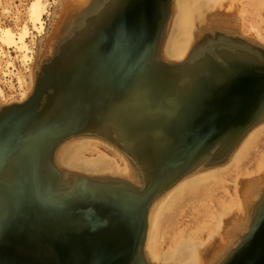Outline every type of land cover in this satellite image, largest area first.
<instances>
[{
	"label": "bare ground",
	"instance_id": "1",
	"mask_svg": "<svg viewBox=\"0 0 264 264\" xmlns=\"http://www.w3.org/2000/svg\"><path fill=\"white\" fill-rule=\"evenodd\" d=\"M225 1L230 3V7H234L235 3L240 5L239 19L242 23L239 30L245 37L234 29L212 30L210 32L212 39L207 44H200V39L195 40V24L200 22L197 20L201 19L206 8L212 4L223 5ZM252 1L251 7L264 6V0ZM155 2L156 0H105L106 6H103L104 10L102 9L100 19L104 25L112 17L116 21L127 22L130 30L127 44L122 48L121 44L114 42L112 47V49L114 47L116 49L114 53L110 54L107 59L101 60V69L107 71L105 76L103 75L100 79L97 76L91 77L90 80H86L88 83L85 86H77L76 89H81L80 92L88 91V95L80 101L82 102L81 112L78 113L75 109L68 112L69 105L80 103L79 97L77 99L68 93L53 105L52 117L55 119L45 117L42 124H33L24 132V142L18 146V154L14 157L10 169L5 176L3 175L2 178L0 176V216L5 215L6 219L9 218L11 216L10 205H19L25 198L26 200L36 199L43 194L41 192L42 178L39 176V171L40 169L45 170L46 165L40 156L42 155L41 151L38 158L32 157L31 147L39 144V138L44 132L56 128L57 135L55 133L54 135L58 139L63 134L96 130L102 136H115L113 141L120 146L118 160L104 154H100L94 159L84 158L82 155L84 151L93 148L89 143L85 144L84 138H82V141L77 139L78 141L73 140V143L69 142L68 146L65 145L59 151L57 154L58 164L77 175H86L91 171L96 175L117 176V181L114 179L97 182L104 183L105 189L122 184V187L119 185V189L125 194L138 191V194L143 195V199H149L148 196H150L154 211L150 219L145 246L147 257L150 258L151 254L154 259L158 260L165 234L164 226L174 210L176 211L184 203L182 201L192 198L197 199L193 201L194 204H200L202 201L205 204L203 207L208 206L209 214L207 216L213 227L209 228L210 230L207 232L209 239L213 237L215 229L222 227V218L225 212L235 210L232 208L234 205L238 206L240 210L241 208L244 210V205L247 202L251 208V216H248L244 223L232 221L229 226L224 225L227 228L225 230L227 241L235 236V240H237L230 244V246L234 245L231 247L232 249L228 253L225 252L223 257H219L220 259L215 262V264H235L244 250L252 245V242L249 241V234L254 230V220L256 222L264 203V186H258L264 182V178L258 177L262 181L255 185L258 180L256 176L248 181L250 184L243 191L242 198L238 194L231 203L223 206L227 195L226 180L232 174H237L247 168L246 161H250L259 142L264 140V124H260L264 122V98L260 101L258 97V94L264 89V53L260 50L263 47H259L254 43V40L246 37L253 34L264 42L260 30L261 24H264L262 11L255 9L253 12L255 21L250 22L249 27L246 28L248 10L243 4L251 1L172 0L169 34L163 43L162 53L164 59L167 60L165 56L171 59L167 61L181 63V65L178 64L179 66L170 71L164 64L146 61L145 57L139 55V33L144 28V25L141 28L138 26L139 13L146 15L147 19L153 20L157 12V8L153 7ZM140 4L145 5H142L145 13L141 11ZM27 11V21L33 29L41 32L44 25L43 16L47 13V4L43 0H32ZM232 14L228 17L235 19ZM79 22L78 33L86 34L88 18L85 17ZM118 28L119 26H117ZM29 33L30 28L27 24L22 25L19 32L0 25L1 46L15 48L21 53L23 61H26L27 58L30 60L31 58L27 55L30 49L26 41ZM75 36L74 30L66 43L68 55L65 59V70L67 71H70L74 66L72 52L74 54L73 50L79 45L75 44ZM220 42H223L224 46L221 47ZM202 45H206V47H202ZM126 47L128 53L124 55ZM132 69L134 75L125 85L126 87H123L124 77ZM202 70H204V78L201 82L198 76ZM219 80L224 82L222 89L218 91L214 88H217L216 83ZM179 81L186 83H183L180 88L171 87L174 85L173 83ZM187 83H189V87ZM108 100L112 101L106 107L105 102ZM209 109L212 112L216 111L220 116L218 118L217 115L216 121L213 115L212 120V128L218 130H221V127L223 129L226 124L229 125L231 122L242 119L250 112L244 120L243 126L237 123V126L226 133L227 143L222 152L226 148L232 152L230 158L232 166L226 170L223 169V165L184 173V169H178L189 156V153L185 152V142L187 143L188 139L187 136H183L184 125L190 122L191 125L200 126L203 130L207 127L206 131L209 128ZM22 110L18 106L12 107L7 114L14 120V117L20 115ZM28 111L33 113L32 109ZM12 119L6 121L10 124L8 128L11 132L7 137L6 135L4 137L11 136V143H15L20 128ZM220 122L224 125H220ZM5 132L6 129H4ZM4 133L2 131L0 134ZM47 139L52 142L54 137L51 134ZM3 141H0V152L7 154L10 143H7V139ZM202 141L198 136L189 140V142L195 143L196 147H200L195 151L201 149ZM39 148L45 154L49 152V143L45 147L40 146ZM194 155H196L194 151L190 153V156ZM257 161L256 169L261 172L264 170V152ZM14 179L18 180L17 184L12 181ZM237 184L236 182V189ZM26 185L31 186L30 188L33 190L22 196L21 193ZM11 190L17 192L12 195L9 193ZM219 191L223 193L217 195L216 193ZM258 192L259 196L256 197ZM41 203L46 206L44 202ZM216 204L224 209L220 214L217 212ZM191 211L194 213L193 209ZM241 213L243 214V212ZM242 214L239 216L244 219ZM245 223L248 224V228L244 232V229H241ZM15 227L17 228V226ZM197 232L202 235L200 230H196V237L192 234L185 237L183 232L178 231L179 234L176 232L178 237L174 240V245L171 246V252L172 256L180 259L179 264H207V261H203V257L209 252V249L205 251L206 244L204 245ZM116 236H118L117 243L120 245L127 243L128 240L124 234L117 233ZM238 242L242 246L236 247ZM126 254L127 251L124 250L120 256ZM138 259L136 256L131 264H140Z\"/></svg>",
	"mask_w": 264,
	"mask_h": 264
},
{
	"label": "water",
	"instance_id": "2",
	"mask_svg": "<svg viewBox=\"0 0 264 264\" xmlns=\"http://www.w3.org/2000/svg\"><path fill=\"white\" fill-rule=\"evenodd\" d=\"M110 2L112 3V1ZM140 5L141 11L145 13V10L142 9V5H145ZM103 6H106L105 0H88V3L83 7L76 8L63 33L56 40L51 56L43 62L37 71L30 96L21 103H13L0 109V131L4 133V129H6L3 135L0 134V141L7 139V143H10L7 154L0 152L1 178L6 175L14 157L18 154V146L24 142V132L27 128L33 124H42L45 117L55 119L52 117L53 105L56 101L64 98L66 94L70 93L77 99L79 97V102L85 98L88 91L80 92L81 89H76L77 86H85L88 83L86 80H90L91 77L97 76L100 79L103 75L105 76L107 71L101 69V64L116 50L115 47L112 49L114 42L121 44L122 48L126 46L130 34L128 23L124 20L116 21L112 17L104 25L100 19L104 10ZM153 7L157 8L153 20L147 19L146 15L139 13L138 26L141 28L144 25L143 30L139 31L140 36L138 35L139 55L145 57L146 61L157 62V64L160 62L165 65L166 69L172 71L181 63L167 61L163 58L162 53V46L165 43L172 17V0H156ZM85 17L88 18L87 32L80 34L78 33L79 21ZM117 26H119L118 29ZM224 29L226 27H212L199 37L197 36L195 40L200 39V44H207L212 39L210 35L212 30L221 31ZM74 30L76 34L74 41L76 45H79L73 50L74 54L72 52L74 66L70 71H67L65 70V59L68 55L66 43ZM254 43L263 47L260 50L264 53V45L256 40ZM220 45L224 46L223 42H220ZM202 47H206V45H202ZM126 53H128L127 47L124 55ZM213 55L215 54L213 53ZM133 73L132 69L129 74L125 75L123 87H126L125 85L133 77ZM202 78H204V70L200 71L198 76L201 82ZM191 81L194 84L193 79ZM223 82L219 80L216 83L217 88L214 89L218 91L222 89ZM183 83L186 82H175L171 87L180 88ZM187 84L189 87V83ZM258 97L262 101L264 89L258 94ZM111 101L105 102L106 107ZM77 103L69 105L68 112L74 109L78 113L81 112L82 102ZM16 106L23 110L13 120L7 113L10 108ZM29 109H32L33 113L29 112ZM208 114H210L209 128L206 131L207 127L203 130L202 127L191 125L190 122L184 125L183 136H187L188 139L187 143L185 142V152L189 153V156L193 151L196 154L188 156L185 163L178 168L184 169V173L221 166L228 162L232 152L228 148L222 152L227 143L226 133L237 126V123L243 126L244 120L248 117L247 114L229 125H224L222 121L220 125L223 124L224 127L218 130L212 128V120L213 115L216 119L217 115L218 118L220 117L219 114L210 109ZM11 119L16 121L20 128L15 143H11V136L4 137L5 135L7 137L11 132L8 128L10 124L6 122ZM54 133L57 135L56 128L44 132L39 138V144L31 147L32 157L38 158L41 151L42 155L40 156L46 165L45 170L40 169L39 171V176L42 178L41 192L43 194L36 199L26 200L25 198L19 205H10L9 210L12 217L6 219L5 215L0 216V264H127L128 261V264H131L136 256L139 258L140 264H152L145 253L150 219L154 211L150 196H148L149 199H143V195L138 194V191L125 194L119 189V185L122 187V184L105 189L104 183L97 182L114 179L117 181V176L77 175L62 168L57 162L59 151L77 138L99 139L109 143L120 152V146L113 141L115 136L110 134V136H102L96 130H92L91 132L63 134L57 139ZM51 134L54 137L52 142L47 139ZM178 134L180 135V133ZM197 136L203 141L201 149L195 151L200 147H196L195 143L193 144L189 140ZM48 143L49 152L43 154L39 147H45ZM12 181L16 184L18 182L17 179ZM30 187L26 185L21 195H27L28 191L30 193L33 190ZM16 192L11 190L9 193L13 195ZM41 202H44L46 206ZM262 205L259 217L256 222L254 220V230L249 234V241L252 242V245L244 250L235 264H264V203ZM250 211L251 208L248 205V216H251ZM247 228L248 224L244 226L243 231H247ZM117 233L126 236L128 240L126 244L117 243ZM233 246L229 245L219 257H223L225 252L228 253ZM240 246L242 244L238 242L236 247ZM124 250L127 251V254L120 256ZM219 257L217 260L220 259Z\"/></svg>",
	"mask_w": 264,
	"mask_h": 264
},
{
	"label": "rangeland",
	"instance_id": "3",
	"mask_svg": "<svg viewBox=\"0 0 264 264\" xmlns=\"http://www.w3.org/2000/svg\"><path fill=\"white\" fill-rule=\"evenodd\" d=\"M31 1L32 0H0V25L2 27H9L14 32H19L22 25L27 24L29 26L30 33L28 34L26 41L30 49L27 55L31 58L30 60H28L27 58L26 61H23V59L21 58V53L18 52L15 48H7L5 46H1L0 43V109L3 106H8L13 103H21L30 96L34 87L37 71L40 69L43 62L46 59H48L49 56H51L54 50V46L56 44L55 42L63 33L69 19L73 15L76 8L78 7L81 8L88 3V0H43L47 4V13L43 16V21H44L43 29L41 30V32H37V30L33 29L30 23L27 21V16H28L27 10ZM246 2L249 3H245L243 4V6L245 5V7L248 10L246 16L247 17L246 28H248L250 22L255 21L253 19V17H255V15L253 14L255 9L262 11V15L264 18V6L251 7V3L253 1L246 0ZM205 10L206 11L201 16V19L197 20L200 22L199 23L197 22L195 24V29H194L195 38L197 36L199 37L201 33H203V31L206 32V30H210L212 27H220V28L226 27L229 29H234L237 32H239V34L241 35L239 26L241 25L242 21L239 19L240 5L238 3H235L234 7L233 6L230 7V3L229 2L227 3V1H225L223 5L212 4L210 7L206 8ZM231 14L234 15L236 20L232 19L231 17H228ZM202 20L204 21L203 23ZM260 30L262 36L264 37L263 23L260 26ZM241 36L245 37L244 35ZM246 37L254 41L256 40L261 44H264V42L256 38L253 34H250L249 36ZM165 58H167V60H171L167 56H165ZM23 95H25V98L22 99ZM260 124L262 125L264 124V122ZM77 139H79L80 141L83 140L82 138H77ZM77 139L74 141H78ZM74 141H72V143ZM83 141L85 142V144L89 143L90 145H92L91 148H93L92 150L84 151V153L82 154L84 158L94 159L98 157L100 154H104L107 157L116 160L119 159L120 152L109 143L107 142L104 143L103 141L95 138H90V139L84 138ZM81 144H83V142H81ZM263 152H264V140L259 142V145L256 148V150L253 152V156L250 159V161L249 160L246 161L245 165L247 166V168H245L244 170H242L237 174L234 175L232 174L231 177H229V179L226 180L225 189L227 195L223 206L231 203V201H233V199L237 197L238 194L241 195L242 198V193L246 189V187L249 186L250 182L248 181L251 178L256 176H257L256 178L258 177L264 178L263 175L264 170L258 172L256 169L257 167L256 165L258 162L257 159L262 155ZM230 163L231 162L229 160L228 162L223 164L224 165L223 169L225 170L230 169L232 166V164L230 165ZM85 172L88 173L87 171ZM89 174H93V172L90 171ZM94 175L96 174L94 173ZM260 181H262L261 178H258L257 182H255V185H257L258 182H259L258 184H260ZM236 182L238 183L237 189H236ZM262 185L264 186V182L258 186L262 187ZM220 193L222 194L223 192L219 191L216 194L219 195ZM258 196H259V192L258 195L256 194V197ZM215 197L217 198V196ZM196 200L197 199L188 198L186 201H182L184 203L181 204L176 211L174 210L170 218L167 219L168 221L164 226L165 234H164L163 242L160 246L159 257L157 258L158 260L154 259L153 256H151V254H150V258L148 257V259L151 261L152 264H179L180 259H177L176 257L172 256V252H171L172 250L171 246L174 245L173 242L176 239V237H178L179 234L178 231L183 232L185 237H189V235L191 234L196 237L195 235L196 230H200L202 234L200 235V233L197 232L198 235L200 236L199 238L202 240V242H204V245L206 244L205 246L203 245L205 251L209 249L208 250L209 252L204 255L203 261L205 262L207 261L206 262L207 264H212V263L215 264L218 257L221 256L224 251H226L229 245L232 244V242L236 238L235 236L234 238L232 237L230 239L231 241L230 240L227 241L228 239L225 232V230L227 229L226 227L229 226L232 221L244 223L248 218L247 202L244 205L245 207L244 210L242 208L240 210V208L236 205L232 206V208H234L235 210L232 209V211L230 212L226 210L227 212H225L222 218V224H221L222 227L214 230V235L212 238H210L211 239L210 240L208 238L209 235L207 234V232L208 230H210L209 228H213V227L211 225L212 223L211 220L207 216V214H209L207 209L209 208L208 206L203 207V205L205 204L202 201H200V204L202 206L200 204H194L193 201ZM215 206L217 207L216 209L219 214L223 212L224 209L222 208V206L219 207L218 204H216ZM191 209L194 210L193 211L194 213H192ZM197 209H198V213H197ZM241 212L245 214L243 215ZM241 214L242 216H244V219L243 217L239 216ZM197 219L198 221H196ZM243 229L244 227L241 230Z\"/></svg>",
	"mask_w": 264,
	"mask_h": 264
}]
</instances>
